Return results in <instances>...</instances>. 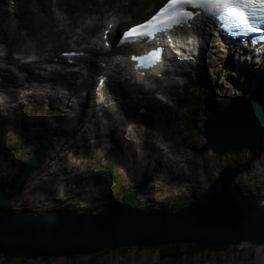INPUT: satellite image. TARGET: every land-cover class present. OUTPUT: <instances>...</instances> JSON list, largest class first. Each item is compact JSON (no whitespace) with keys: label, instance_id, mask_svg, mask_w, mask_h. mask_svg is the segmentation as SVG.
Returning a JSON list of instances; mask_svg holds the SVG:
<instances>
[{"label":"rangeland","instance_id":"374dc122","mask_svg":"<svg viewBox=\"0 0 264 264\" xmlns=\"http://www.w3.org/2000/svg\"><path fill=\"white\" fill-rule=\"evenodd\" d=\"M161 1L7 0L0 3V18L6 19L9 25L12 18L18 21L21 16H28L31 13L30 10L35 9L36 12H41L43 9L58 17L62 10L63 13L71 12L77 21L85 20L81 22L83 24H86V19L89 18L94 21L100 19L99 23L95 22L96 29H94V33L96 30H99L100 33L103 19L109 13L113 11L119 13L120 18L117 21L120 22L119 28L121 29L140 21L148 14L147 10L152 8V5L158 6ZM55 3L56 5H54ZM93 9L99 12L96 13V10L95 13L91 12ZM0 25L2 26L1 23ZM2 32L7 34V29ZM73 35L71 33V37ZM13 39L17 42L16 37ZM0 40H3L1 36ZM10 46L13 47V45ZM68 47L65 45L60 48L57 54H60L62 50L72 48L73 45H68ZM211 50L215 51L211 53V59L207 62L204 58L209 52L208 48L193 50V53H198L190 60L193 67L190 68V71H186L181 79V81L187 82L181 84V81H175L176 84L165 91V94L170 93L171 100L167 98L160 100L153 96L156 99L154 101L147 96L140 95L141 98L134 100L137 101L134 102L135 104L129 103L130 105L125 107L117 102L120 99L116 90L119 85L115 89L109 82V85L104 88L105 102L102 106V114L98 115L100 110L94 107V102L90 99V103L93 105L92 111L88 109L86 116L83 117L85 113L82 111L85 108V102H80L78 106L75 104L73 110H70V114L63 116L61 110L58 106L53 105L50 98L45 97L43 103H40V107H38L35 95L24 96L19 93L20 97L17 103H10L11 106L8 110L0 109V174L8 173L18 161L20 157L16 151L21 143L28 141L30 145L37 144L38 140L42 139L48 140L50 144L42 162L43 168L31 175L28 182L25 183L26 185L24 184L23 203H21L20 210H26L29 213L32 211L42 213L51 208L67 206L74 201L73 210L83 211L88 208L93 209L94 212L99 211L102 209L100 200H105L107 193L109 194V188L115 189L112 192L116 191L114 196L118 199L123 192L119 185L113 183L115 178L109 173L108 167L116 173L119 182L123 183L127 190L142 186L138 194L142 206L157 207L160 204L172 206L174 200H176L174 206H178V201L181 204L185 203L191 198L193 192L200 191L214 182L218 177V172L224 166L243 164L248 157L245 150L218 156L209 148L201 155H195L193 151L200 150L202 143L206 142L205 138L201 135H194L192 130L188 129L185 120L186 108L182 105L179 106L175 101L177 99L175 95L180 93L185 95L184 99L187 95L201 98L203 93L211 87L216 90L219 97L228 98L231 95L250 90L256 86L252 85L256 82L264 81V74L255 77L254 71L259 69L253 68L255 69L253 70L249 68L248 64L240 73L234 63L235 53L226 43H220ZM10 54L14 56L15 53L11 52ZM239 55L238 59L243 61V57L240 58ZM218 60H222L223 65H220ZM263 63L264 57L260 61L255 59L252 62L256 68ZM260 69L261 72H264V66ZM247 70L253 71L247 72ZM100 72L96 71L93 74L92 86L95 85L96 77ZM91 88L90 86L88 89L91 90ZM79 93L80 96H83L82 91ZM76 97H79L77 91ZM127 99L129 98L125 100ZM197 103L198 106L201 105L199 102ZM65 105L67 104L65 103ZM202 105L205 107V104ZM155 107H157L159 115L157 119L150 121L148 115L154 118L157 110ZM79 111L82 118L78 121ZM205 112L206 110H203V113ZM4 116L7 117L4 118ZM100 116L101 118H99ZM24 119L28 121V124L23 125ZM31 119L37 120L33 122L34 125L29 122ZM97 120L99 122L96 127ZM103 123L107 125L104 126ZM108 124L110 125L108 126ZM108 129L110 132H105ZM108 140H110L109 143ZM130 142L131 150L128 149ZM111 145L113 148L111 147L112 150L108 151ZM173 160H178L180 169L175 167ZM95 169L99 173H94ZM183 172L184 175H181ZM175 176L179 179L176 180ZM204 180L206 181L205 185L200 183ZM235 182L242 186L241 189L245 193L264 198V191L259 193L260 188L264 186V153L245 167L240 177L235 178ZM72 195H74V200H72ZM90 198L94 200H88ZM260 242L262 241L219 247L212 251L190 250V253L184 255L179 262L162 259L159 256L161 248L158 250L157 247H162L164 250V246L172 245L164 244L54 258H3L0 255V264H259L264 260V244H260ZM178 245L181 247L185 244Z\"/></svg>","mask_w":264,"mask_h":264},{"label":"water","instance_id":"95a60500","mask_svg":"<svg viewBox=\"0 0 264 264\" xmlns=\"http://www.w3.org/2000/svg\"><path fill=\"white\" fill-rule=\"evenodd\" d=\"M203 129L218 156L242 150L254 154L264 140V101L248 90L231 95L208 114ZM241 172L239 163L224 166L214 182L180 208L132 206L119 199L96 212L48 209L32 214L0 208V255L38 259L121 247L195 243L219 248L262 241L264 198L237 185Z\"/></svg>","mask_w":264,"mask_h":264},{"label":"bare ground","instance_id":"6f19581e","mask_svg":"<svg viewBox=\"0 0 264 264\" xmlns=\"http://www.w3.org/2000/svg\"><path fill=\"white\" fill-rule=\"evenodd\" d=\"M54 5H56V3ZM95 10L96 9H93L91 10V12L95 13L94 12ZM30 11L31 13H29L28 16L24 17L20 15L21 17L19 16L20 18L18 19V21L17 19L12 18V21H9V25L6 22V19H2V17L0 18L2 19V22H3V23L0 22L2 24V26L0 25V29H1L0 33L4 29H7V34L5 32H2V34L0 35L3 38V40H0V109L8 110L11 106L10 103H13V102L17 103L20 97L19 93L20 94L22 93L24 96L35 95L34 97H35V100L37 101L38 107H40V103H43V100L45 99V97L50 98V100H52L53 105L58 106V108L61 110L63 116L69 115L70 110H73V106L75 104H77L78 106L80 102H85V108L82 111L83 113H85L83 115V117H85L87 110L90 109L92 111V106H93L90 103L91 97L93 98L92 91H91L92 88L91 90L88 89L90 86L93 87L92 86L93 84L92 76L96 71H101V69L104 70V68L96 62L95 58L99 56L107 57V53L109 54L108 51L102 50V46L100 44L101 40L99 37L100 35L99 30H96V32L94 33V29H96L95 24L99 23L100 19L95 18L96 21H94V19L89 18V19H86L87 23L83 24L81 22H84L85 20L77 21V19H75L72 16L73 14L71 12L63 13L61 12L62 10H60V17H58L56 15H53L51 12L47 10H43V9H41V12L39 11L36 12L35 9L30 10ZM89 12L90 11H88V13ZM98 12L99 11H97L96 13ZM118 18H120L119 13L116 11H113L104 17L103 23L101 25V28H102L101 30H103L105 26L107 25V23L111 21L114 22V25H116V27H114L111 30L110 36L108 37V39L110 40L112 49L115 48L113 37L120 25L119 24L120 22L117 21ZM76 23H78V26H76ZM103 24L105 25L103 26ZM71 33L74 34L72 37H71ZM181 33H182L183 38L181 41H179V43L180 45H184L185 48L182 53H180L179 55L175 57V60L173 63L176 62V64L171 69L172 72L170 73L166 72L165 81H167V83H164V84L159 83L158 86L159 88L162 89L163 92L166 91V89H169L171 85L176 84V82L173 81L172 79L173 75H177V73L181 69H183L185 64L191 65V62L187 61V59L190 60L189 57L194 56L193 54L195 53H193V50L195 49V47H196V50H200L202 48L208 47L209 52L204 58L206 59V62H207L211 59V55H212L211 53L215 51L211 49L215 48L217 45H220V43H226L227 45L230 46V49L233 50V52L235 53L234 63H236V67L240 73H241V70H244L246 66L250 65L249 68L251 69L253 68L259 69V70L253 69L255 70L254 71L255 77H259L260 74L261 75L264 74V72L260 71L261 70L260 68L264 66V63L261 64L258 68H256V66H253V64L251 63L253 62V59L247 53L249 50L243 47L242 45H240L237 40L225 42V37H223L221 31L216 27L215 23L208 18L196 17L195 19H193L190 25H187L185 29L181 30ZM13 37L17 38V42L15 39H13ZM70 42L74 43V45L76 46H74L73 48L67 49L65 51L83 50L88 53L87 57L77 58V61H79V63L82 65V69L80 71L79 70L75 72L62 71V67L66 63L65 58L61 57L59 54H57V52L60 48H63L65 45H67V47L68 45H71ZM10 45H13V47H11ZM13 49H16V50H13ZM179 49H180V46H179ZM11 52L15 53L14 56L10 54ZM118 53L121 54V52H118ZM239 53L243 57V61L238 59ZM28 57H32V59ZM218 62L220 65H223L222 60H218ZM107 64H108L107 71L109 73H108V80L106 81L105 86H107L110 81L113 83V87H115V89L117 85H119L118 89L116 90L118 94L120 95V99L117 102L120 105L125 106V107H128L130 105L129 103L137 102V101H134L137 98V92L142 93V90L140 88L133 87L131 83L121 78L122 76H126L128 73L125 70L126 60H124L123 57L109 58L107 61ZM253 70H247V72L253 71ZM105 72L106 70H104L101 73V75H103ZM170 83L171 85H169ZM80 88L82 91H84L83 96H80V93H79ZM76 91L78 92L79 97H76ZM99 97L100 96H97L96 98H99ZM126 98H129V99L125 100ZM104 102L105 100L103 101V103ZM65 103L67 105H65ZM155 108L157 109V107ZM76 110H77V107L75 111ZM80 111H79L78 121L79 119L82 118V115H80ZM157 112H158V109L156 110V115H155L156 119H157V116L159 115L157 114ZM99 114L100 113H98V115ZM166 114L168 115V112H166ZM141 115H143V113ZM6 117L4 116V118ZM33 118H36V117H33ZM99 118H101V116ZM69 119L72 120L73 118H69ZM36 121H37L36 119L29 120L31 125H34L33 122H36ZM98 122H99L98 120L95 122L96 127H97ZM22 123L23 125H25V124H28V121L24 119ZM108 123H109V119H108ZM105 124L103 123L104 126ZM109 125L110 124H108V126ZM105 132H110V131L108 129ZM125 138H127V136ZM109 142L110 140H108V143ZM112 145L109 147L108 151H110ZM131 148H132V144L130 142V144H128V149L131 150ZM173 164L175 165V167L180 169V164L178 163V160H173ZM105 166H106V163H105ZM181 175H184V172ZM132 179H134L133 176H132ZM175 179L177 180L179 178L175 176ZM205 182H206L205 180L200 181V183L203 185H205ZM188 184L190 185V183ZM193 185L194 184L192 183V186ZM237 185L242 187L240 184H237ZM16 208L21 209L20 207L17 206V204H16ZM32 214H36V212L32 211ZM250 242H253V241H250ZM244 243H247V242H244ZM240 244H243V243H240ZM262 244H264V242ZM157 249L159 250V248ZM259 264H264V260H262V262H259Z\"/></svg>","mask_w":264,"mask_h":264},{"label":"trees","instance_id":"16d2710c","mask_svg":"<svg viewBox=\"0 0 264 264\" xmlns=\"http://www.w3.org/2000/svg\"><path fill=\"white\" fill-rule=\"evenodd\" d=\"M6 1L7 0H0V3ZM199 83L201 82L199 81ZM255 85L256 86L251 88L252 90L250 89L249 91L259 96L264 101V81L256 82ZM244 92L245 91H242L241 93ZM183 95L184 94L180 93L175 95V97L177 98L176 99L177 104L179 106L182 105L186 108L185 120L188 129L192 130V133H194V135H201L202 137L205 138L204 129H203V123L205 118L208 116V114H210L211 111L218 109L223 104H225L228 101L229 97L228 98L219 97L217 95L216 90L213 87H211V89H207L206 92L203 93L201 98L199 96L189 97L187 95L186 98L184 99L185 95L184 96ZM196 102H199L201 105L198 106V103L196 104ZM202 104H205V107ZM203 110H206V112L203 113ZM148 117L150 118V121L152 119H156L155 116L153 118V116L148 115ZM61 129L63 130V127H61ZM49 147L50 144L48 143V140H42V139H39L37 144L32 143L30 145V143L28 144L27 141L20 144V146L17 148L16 151L18 153L17 155L20 158L11 167L12 169L9 170L8 173L0 174V208L7 210H18L16 208V204L18 207H21V203H23L22 194L25 187L24 184L28 182V179L30 178L31 175L35 174L37 171L43 168L42 162L45 159L46 152L49 150ZM206 150H209V146L206 142H203L202 145L200 146V150L193 151V153H195V155H201ZM244 152H246L248 157L245 160V162L241 164V171H243L244 168L247 167L251 162L262 156V154L264 153V140L262 142L260 150L256 151L254 154H251L246 150ZM108 169H109V173H111V175L115 178L114 179L115 182L113 183L119 185L123 191L119 199L126 205H132V206L141 205L142 203L139 201L138 194L140 193L142 186L134 187L127 190L123 185V183L119 182V178H117L116 173H114V171L110 167H108ZM96 172L99 173L98 170L95 169L94 173ZM146 179H148L147 176ZM112 190L115 189L109 188V194L107 193V197H105V200H100L102 202L101 203L102 207L118 199V197L114 196L116 191L112 192ZM263 190H264V186L260 188L259 193L261 194ZM199 192L200 191L193 192L191 197L198 196ZM72 200H74V195H72ZM88 200H94V199L90 198ZM189 200L190 199H188L185 203L182 204L180 203V201H178L177 202L178 206H174L176 204V200H174L173 205L172 206L169 205V206L174 208L175 207L180 208L186 205ZM73 204L74 201L70 202L69 205L67 206L64 207L59 206L51 209L52 210L54 209L55 211L73 210L74 209V207H72ZM262 242H260V244H262ZM121 248H126V247H121ZM157 248H161L160 251L162 254L160 255L159 253V256L162 259L175 260V262H179V260L184 255L190 253L189 252L190 250L197 249L199 252H202L204 250H210V251L214 250V248H211L209 246L199 245L195 243H187L185 245H182L181 247L178 244H172L170 246L166 245L164 246V250L162 249V247H157ZM100 253H105V251H101Z\"/></svg>","mask_w":264,"mask_h":264},{"label":"snow or ice","instance_id":"6c2138e0","mask_svg":"<svg viewBox=\"0 0 264 264\" xmlns=\"http://www.w3.org/2000/svg\"><path fill=\"white\" fill-rule=\"evenodd\" d=\"M188 6L221 21L225 29L264 31V0H167L151 18L124 32L121 43L152 40L177 26L190 25L194 14L188 10ZM162 51L161 48H155L141 56L134 55L131 60L137 69H147L160 61ZM140 75L143 76L144 72L141 71Z\"/></svg>","mask_w":264,"mask_h":264},{"label":"clouds","instance_id":"9594fccd","mask_svg":"<svg viewBox=\"0 0 264 264\" xmlns=\"http://www.w3.org/2000/svg\"><path fill=\"white\" fill-rule=\"evenodd\" d=\"M240 166H241V165H240ZM241 173H242V172H241ZM241 173H240V175H241ZM240 175H239L238 177H240ZM238 177H237V178H238ZM18 210H19V209H18Z\"/></svg>","mask_w":264,"mask_h":264}]
</instances>
